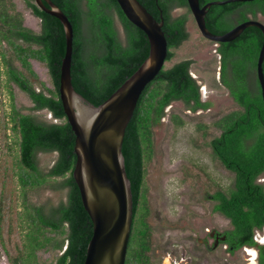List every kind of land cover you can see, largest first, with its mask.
I'll list each match as a JSON object with an SVG mask.
<instances>
[{
	"label": "trees",
	"instance_id": "16d2710c",
	"mask_svg": "<svg viewBox=\"0 0 264 264\" xmlns=\"http://www.w3.org/2000/svg\"><path fill=\"white\" fill-rule=\"evenodd\" d=\"M51 1L73 27L72 85L98 106L146 59L147 36L126 18L117 0ZM138 1L157 20L162 14L168 50L162 69L141 93L123 138L122 153L133 196L124 264H151L145 182L146 166L154 152L153 128L161 124L165 108L174 101H180L191 111L212 105L201 99L200 84L191 74L193 60H174L177 50L190 36L187 24L191 12L187 0ZM199 1L202 6L213 0ZM25 3L39 18V31L24 25L22 14L13 11L10 0H0V76L5 79L8 97L2 130L12 157L11 173L20 190V223L24 224L20 248L11 260L12 264H42L37 252L50 246L60 253L49 264H84L92 223L72 175L76 162L75 135L59 95L65 32L60 20L40 9L34 0ZM174 8L185 10L174 15ZM237 8H242L240 16L244 21L252 19L249 14L256 15L257 11L264 14V0L212 5L205 16L209 30L216 34L230 30L226 16ZM116 22L122 25L124 38L120 37ZM262 41V32L249 26L231 41L214 43L220 81L238 108L216 121L220 133L210 140L213 157L234 173L233 184L227 192L217 190L210 197L215 201L213 211L229 219L231 228L226 233L237 247L253 244L254 233L264 227V182L258 181L264 175V102L256 73ZM31 59L47 66L51 87L39 79ZM262 67L264 72V61ZM14 85L28 95L32 111L46 110L51 119L22 112L14 102ZM40 153H54V163L41 167ZM59 177L62 180L57 186L68 190L65 201L49 208L30 201L32 190L46 184L54 187L56 184L50 180ZM259 264H264V252H260Z\"/></svg>",
	"mask_w": 264,
	"mask_h": 264
},
{
	"label": "rangeland",
	"instance_id": "374dc122",
	"mask_svg": "<svg viewBox=\"0 0 264 264\" xmlns=\"http://www.w3.org/2000/svg\"><path fill=\"white\" fill-rule=\"evenodd\" d=\"M10 2L14 4L13 11L22 14L25 26L40 30V20L25 0ZM184 10L174 8L173 14ZM189 19L190 36L179 47L174 60H193L191 74L200 84L201 99L212 105L205 110L191 111L180 101H174L165 108L161 124L153 128L154 152L146 166L145 182L150 210L147 221L151 226V264H256L257 260L248 258L243 250L228 253L220 246L210 251L199 243L206 228L218 231L231 228L229 219L213 211L215 201L210 196L217 190L227 192L232 187L234 173L213 157L210 140L220 133L216 121L238 106L220 81L216 44L200 34L192 14ZM243 19L240 16L228 22V27ZM116 26L124 38L122 25L116 22ZM31 65L39 79L51 87L47 66L35 59H31ZM4 80L0 76V264H12L11 257L17 255L21 245L24 224L20 223V190L11 173L12 157L6 149L2 130L3 112L8 108ZM13 91L15 105L22 112L51 119L46 110L32 111L30 98L17 86H13ZM55 158L54 153H40L41 167L51 166ZM61 180L62 177L50 180L56 184L54 187L46 184L32 190L30 201L46 204L47 208L65 201L66 188L57 186ZM59 253L46 246L37 255L42 264H49Z\"/></svg>",
	"mask_w": 264,
	"mask_h": 264
},
{
	"label": "water",
	"instance_id": "95a60500",
	"mask_svg": "<svg viewBox=\"0 0 264 264\" xmlns=\"http://www.w3.org/2000/svg\"><path fill=\"white\" fill-rule=\"evenodd\" d=\"M237 1L252 0H213L202 6L199 0H187V4L200 34L214 43L231 41L249 26H255L262 32L256 73L264 102V23L248 19L223 34L210 31L206 25L208 8ZM34 2L40 9L58 18L65 32L59 95L75 135L76 162L72 175L92 223L84 264H124L132 224L133 196L122 144L141 93L158 75L167 57L162 14L157 20L138 0H117L126 18L146 34L149 54L128 79L104 102L95 106L78 93L71 82L73 27L70 20L51 0Z\"/></svg>",
	"mask_w": 264,
	"mask_h": 264
},
{
	"label": "flooded vegetation",
	"instance_id": "af4514ba",
	"mask_svg": "<svg viewBox=\"0 0 264 264\" xmlns=\"http://www.w3.org/2000/svg\"><path fill=\"white\" fill-rule=\"evenodd\" d=\"M241 12H242V8H237L234 11H232L230 14H228L226 18L229 19L230 21H233L234 19H237L238 17H240ZM248 17L261 21V19L264 18V14L261 11H257L256 15L249 14ZM237 24H235L234 26H236ZM234 26H232L231 28H233ZM258 181L264 182V175H261ZM67 192L68 190L66 189V193ZM221 215L224 216L223 214ZM226 231L227 230L218 231L214 228H206L204 229V233H203L204 237L199 239V243L203 245L206 248V250H210V251L215 250L219 248L220 246H224L225 251H227L228 253H233L238 250H243L248 255V258H250V255H249V252H247V249L254 248L256 250V255L254 259L257 260L256 264H259L260 252H264V242H261L262 239L264 238V227L261 230H257L254 233V236H253L254 243L253 244H243L239 247L235 246L233 242L229 241ZM209 240L211 242H209Z\"/></svg>",
	"mask_w": 264,
	"mask_h": 264
},
{
	"label": "bare ground",
	"instance_id": "6f19581e",
	"mask_svg": "<svg viewBox=\"0 0 264 264\" xmlns=\"http://www.w3.org/2000/svg\"><path fill=\"white\" fill-rule=\"evenodd\" d=\"M261 242H264V238L262 239ZM247 252H249V255L251 256V260H254V257L256 255V252L253 249H251V248H248L247 249Z\"/></svg>",
	"mask_w": 264,
	"mask_h": 264
}]
</instances>
